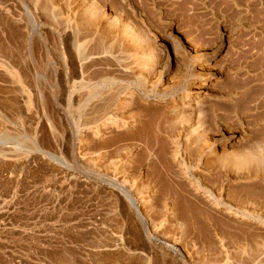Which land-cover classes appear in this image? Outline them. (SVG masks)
I'll return each instance as SVG.
<instances>
[{"label":"rangeland","instance_id":"374dc122","mask_svg":"<svg viewBox=\"0 0 264 264\" xmlns=\"http://www.w3.org/2000/svg\"><path fill=\"white\" fill-rule=\"evenodd\" d=\"M50 1L0 0V62H4L0 63V264H180L174 258L171 261L161 251V242L172 241L171 232L174 231L171 227L154 226L156 221L150 217L152 212L150 214L142 207L140 200L142 188L149 186L150 191L155 192L152 193L154 198H161V202L153 199V206L161 208L160 205L169 202L176 213L180 211L183 215L185 211V214L187 212L195 218L199 214L202 217L196 207V199H187L182 182L174 175L176 168L171 172V167L167 166L170 169L166 170L160 159H121L116 156L94 159L91 154H87L84 159L73 157L71 151L76 139H65L61 117L66 111L69 112L74 124L72 136L79 138L86 131L84 128L93 126L86 123L88 120H94L96 125L105 124L115 115L112 109L101 111L100 104H94L99 99L89 98V87L96 86V92L113 99L112 101L127 94L126 90L129 93L143 89L151 94L153 90L159 92L158 88L165 89L170 96L183 99L188 92L196 93L198 88L203 87L206 91L202 94L208 95L201 110L205 117L204 129L206 128L205 131L210 137H216L220 132L217 137H222V140L231 133L238 134V142L254 143L263 139L264 0ZM90 4L95 7L94 18H90L87 10ZM105 16L110 23L107 20L105 22ZM73 20L82 25L90 22L94 29L97 28L94 32L87 27L89 32L85 29L80 37L79 43L84 53L81 62L87 67L84 76H88L85 78L88 82L84 89H78L76 85L67 83L62 78V55L59 46L54 42L59 35L74 30ZM123 21L130 22L134 27L139 26L137 30L142 31L140 33L143 41L147 38L140 48L137 47L138 50L133 46V51L130 50L131 46L128 48L129 45L121 39L120 30L125 23ZM149 49L157 51V59L153 62L149 57L141 65L139 59ZM208 59L209 63L206 61L204 64ZM150 63H154L153 67L156 68H151L155 70L152 74L148 72L152 66ZM168 68V75L158 76L160 71ZM105 69L107 72L103 71ZM94 72L97 74H93ZM105 73L113 77L109 74L106 76ZM107 77L112 80L109 78L104 83ZM69 89L75 91L73 97L77 99L67 107L66 91ZM143 98V103L151 108L150 112H145L146 120H153L151 127L154 122L153 127L160 125V129L172 125H168L169 121L163 115L158 117L151 112L158 105V98L148 95ZM78 99L81 103L77 106ZM191 105L195 110V105ZM97 106L99 107L96 108ZM196 112L192 114L193 123L197 121ZM76 119H80L79 128ZM81 122L87 125H81ZM175 125L173 129L178 131V124ZM145 132L150 138L147 128ZM134 142L120 140L109 151L113 153L118 148L117 145L121 147ZM184 143L186 144V140H181L183 148L186 146ZM137 144L142 150L144 145L140 142ZM82 148L85 153L92 152L87 145ZM182 160H186L188 164L185 162V167L189 165L187 168L190 172L193 168L191 164L195 161L192 163L190 159ZM148 166L155 168L151 170ZM207 166L210 167L209 170ZM224 166L210 161L190 174H201L197 175L199 181L217 194L225 177L229 179L238 175L233 173L230 166ZM212 172L216 174L214 179L209 178ZM218 179L222 183L215 182ZM234 184L226 186V190H229L224 193V197L229 199L223 197L226 205L239 204L244 199L240 200L241 197H247L249 202L255 203V196L261 194L256 201L259 206H264L262 181ZM121 198L124 200L123 204L119 202ZM134 203L138 205L137 208ZM243 203L244 201L240 205ZM188 206H195L197 209L191 210ZM194 211L197 213L194 214ZM217 212L212 214H218L213 216L215 219L212 221L215 223H206V231L201 230L203 233L196 230L197 227L202 229L205 226L201 223L200 226L199 220H189L187 225L183 224L187 233H191L188 238L194 241L195 247L201 253L193 256L192 264H208L214 258L210 254L212 247L219 243L218 239L222 240L227 250L230 247V250H234L238 245L252 246L254 250L255 234L264 237V230L255 226V223L246 222L247 225L245 222H232L233 219L229 221L228 217L220 211ZM222 217L225 218L224 223L221 221L219 224ZM195 223L198 224L197 227L194 226ZM208 224L213 226L208 228ZM219 225V231L213 229ZM208 229H212V234ZM195 232L199 237L198 234L195 236ZM207 232L211 235L208 236ZM225 233L228 236L226 238ZM202 234L204 238L200 237ZM178 236H174L175 240ZM199 239L201 240L198 241ZM182 243L184 242H178L177 247L182 249ZM250 250L246 252L248 254L238 253L236 261L239 264H264V250Z\"/></svg>","mask_w":264,"mask_h":264},{"label":"bare ground","instance_id":"6f19581e","mask_svg":"<svg viewBox=\"0 0 264 264\" xmlns=\"http://www.w3.org/2000/svg\"><path fill=\"white\" fill-rule=\"evenodd\" d=\"M84 1H86V0H84ZM55 2H57V1H55ZM87 2H88V0H87ZM82 6H83V4H82ZM87 10H88L90 18H94V15L96 14V13L94 14V10H95L94 5L92 4ZM74 19H77V18H74ZM107 19H108V17L105 16V22H106ZM93 21H95V20H93ZM107 21H109V20H107ZM110 22L111 21H109V23ZM123 22H125V23L124 24L121 23L122 24V26H121L122 29L120 30V35L122 37L121 39H123L125 41V44L129 45V46L127 45L128 48H130V46H131L130 50H132V46H133V48L134 47L140 48L139 46L141 45V43L144 42L147 38L143 41V38H142L141 33H140L142 31L140 30V32H139L137 30V27H139V26L135 25L137 27H134V25H131L130 22H128V21H123ZM72 25L74 26V30L71 33L64 32V34L59 35L58 38L56 37L57 39H55L56 41L54 40V42H55V44H57V46H59L60 51H61V55H62L61 58L63 60V65H64V74H63L64 76L62 75V78L64 79L65 82H67V83L69 82L71 84L76 85V87L78 89L79 88L80 89H84L83 87H86L85 85L88 82V81L85 80V78H87L88 76L87 77L84 76L85 73H86L85 69L87 67H86V65H84L81 62L84 53H82V45H81V43H79L81 41L80 37L83 34V32L85 31V29H86V32H89L88 28L90 27V29H93V31L95 32V30L97 28L94 29L95 27H94L93 23L89 22V24L85 23L84 25H82L77 20H73ZM85 25H86V27H85ZM107 25H108V23H107ZM86 40H88V39H86ZM41 43L45 44L44 42H41ZM33 45H35V44H33ZM46 45H47V43H46ZM46 45H43V46H46ZM124 47H125V45H124ZM138 48H137V50H138ZM149 48H151V47H149ZM144 49L146 50V48H144ZM126 50H127V48H126ZM155 51L156 50H154V49H151V50L149 49L148 51H146L147 52L146 55L144 54L145 56H141L140 59H139L141 65H142V63H145V61H147V59H149V57L151 58L150 61L154 62L155 58H156ZM142 57H144V58H142ZM2 61L0 63L3 64L4 62H2ZM206 61L209 63L210 60L209 59L205 60L203 63L205 64ZM2 64H0V65H2ZM150 64L152 66H150L148 72L149 73L151 72V74H152V72H154L155 70L154 69L152 70L151 68H155V67H153L154 63H150ZM5 65H7V64H5ZM5 67H7V66H5ZM108 70L110 71V69H108ZM103 71L107 72V69H105ZM97 73H98V71H97ZM97 73L94 72L93 74H97ZM146 73L147 72H145V74ZM169 73H170V69L168 68V69H166L164 71L162 70V72L160 71V73H158V76L160 75V77L161 76L163 77V76H165V74L168 75ZM105 74L107 76L109 73L108 74L105 73ZM110 75L111 74H109V76ZM110 77H113V76L111 75ZM110 77H107L105 79L106 82H104V83H107L108 82L107 80H110V79L112 80V78H110ZM151 78H153V77L151 76ZM155 85L157 86V84H155ZM88 89H89V92H90V93L88 92L90 94L89 98H92V100H93V98L99 99V100H96L95 103H94V104H96V103L100 104V107L97 106L96 108L99 107L101 109V111H106V110L112 109L114 111L115 115L113 114L114 118L111 115V117L113 119L112 120L110 119L109 122H107L105 124H99V125H96L94 123V120H93V122H89V120L87 119L88 121L86 123H91V124H93V126L89 125V127L84 128V130H86L84 132V134H82V133L80 134L79 133L80 134L79 138H75L74 136H72V124L73 123H72V120L70 119V117L68 115L69 112L66 113L67 112L66 111L65 114H63L62 117H61V122H62V125H63V128H64L65 139L67 141L72 140L71 138L76 139V141H75L76 143H74L73 150L71 151L72 156L73 157H79L80 159H84L85 156H87V154H91V156H93L94 159L95 158L96 159H105L106 157L113 158L115 156L119 157L121 159H155V160L156 159H160V163L162 162L161 164H163V166L161 164H159V165H161L162 167L166 166V167H164V168H166V170L170 169V168L168 169L167 166L171 167L170 171L171 170H175L174 167L176 168L175 172L174 171H171V172H174L175 173L174 175L176 177H178V179H180L179 180L180 182H182V187L184 188L183 191L186 192V195L188 197L187 199L188 200L191 199V198L196 199L195 203L198 204L196 207L198 208V211H199V213H201L202 217L199 214L197 216L195 215L197 217V218H195L194 215H192V214L189 215V213L187 214V212L185 214L184 213L185 211L183 212V215H181L180 211H179V213H176V211L171 208V205L169 204V202L168 203L167 202L163 203V201H162L163 205H160V206H162L161 208L153 206L155 203L154 202L152 203V200L155 199V198L152 195V193H155V192L150 191V187L149 186L145 187V188L142 186L143 188H142V190L140 192V200H141V203H142L141 205H143L142 207H145L147 209V211L150 212V214L152 212L153 215L150 216V217L156 221V224H154V226L155 225L158 226V227L167 226V227H171V230L174 231L173 233L170 231L171 234L173 235V240L172 241L168 240L169 242H165V241L161 242V243H163L162 246H161V251L164 252L163 254H165L166 257L168 256L171 259V261L174 258V259H176V261L178 260V263H180V264H192V262H194V260H192L193 256L201 254V253L198 252V248L195 247L196 245L194 244V241H192V240H190V238H188L191 233L190 234L187 233L185 228H183L184 227L183 224L187 225V223H188L187 221H189V220L192 221V222H196V221L199 220L198 224L200 225V223H201L202 226H204V224H205L204 228L201 229V227H200L201 225H200L199 226L200 228L197 229L198 228L197 227V225H198L197 223H195L194 226L197 224L195 227H197L196 230H198V233H199V230L201 231L203 229H204V232H205L206 231L205 230L206 229V223H209V222H211L212 220L215 219V218H213L214 215H212V214H213V212H216V211H218V212L220 211V213H222V215H224L226 218L228 217L227 220L229 219V221L233 219L234 221L232 220V222H235V221L239 222V223L240 222L241 223L245 222V224H247L246 222H248V224L249 223H252V224L255 223V226L257 225V226L261 227L264 230V206L263 205H262L263 207L259 206L257 204L258 202L256 201V200L259 199L258 197L261 194L257 195L258 197L255 196V203H253L254 202L253 200H251V201H253L252 203L249 202L248 200H250V199L247 200L246 199L247 197H241L240 200H242V198H244L243 201H244L245 204L243 203V205H240L243 201H241V202L239 201L240 202L239 204H237V203L230 204L229 203L230 205H226L223 202L224 193H225V191H227L226 190L227 189L226 186H228V185L230 186L231 183L241 184L243 182H249V181H253V180H255L257 182H261L262 181L264 183V138L263 139H259L258 141H255L254 143L253 142L252 143H248L249 141L248 142H244V141L238 142L237 141V135H238L237 133H231V134L227 133L229 136L225 140H222V137L221 138L217 137L218 135H220V132H219L218 135L217 134H213L215 136L217 135L216 137H214V136L210 137V134L207 131H205L206 128L204 129V127H206V126H204V118L205 117L202 115L203 112L201 110V108H203L202 104L204 102V99H206V97L208 95L206 93L202 94V92L206 91L205 88H203V87L202 88L201 87L198 88L196 93L188 92L184 96L183 99L170 96L169 94L166 93V91H164L165 89L160 90V88H158L159 92L158 91L156 92V91L153 90V92H151V94H150V92L148 94V91L143 90V89L139 90V91H135V92H129V93L126 90L127 94H124L123 97L122 96L116 97L117 99H114V101H112L113 99L112 100L108 99L109 97H104L102 94H99L98 92H96V86H94L93 88L89 87ZM88 89L86 91H88ZM66 93H67L66 94L67 107H70L72 104H74V102H75V100L77 98L74 99L73 96H74L75 91H72L71 89L67 90ZM144 95H148L151 98L152 97L158 98V100H157L158 105H156L155 108H153V110L151 112H154L156 115H158V117H159V115H163L164 118L169 121V124L167 122L166 123L168 125L172 124L171 125L172 127L171 126H167V125L164 128H162V129H160V125H158L156 127H153L155 122L153 124H151V125H153L152 127L150 126V123L153 120H149V119L146 120L147 117H145V112H150L151 108H150L149 105L143 103V101H145L144 98H143ZM80 103H81V101H80V99H78L77 100V106ZM191 103H193L195 105L194 106V107H196L195 110L191 107V106H193V105H191ZM82 106H84V105H82ZM82 106H80V108ZM196 110H197V112H196ZM193 112L197 113V115H196L197 116V121H196V118H195L196 122H194V123L191 120V119H194V118H192ZM94 114H96V111L94 112ZM94 114L92 112V115H94ZM146 114H148V113H146ZM152 115H154V114L152 113ZM101 116H99V118ZM103 116H105V115L103 114ZM201 116H203V120H202ZM107 118H109V117H106V119ZM148 118L152 119L151 117H148ZM94 119H95V117H94ZM96 119H97V117H96ZM76 121H77V124H78L77 127L79 128L80 127V119H76ZM214 122H215V120H214ZM157 124L158 123H156V125ZM175 124H178L177 125L179 127L178 131H176V129H173L174 126L176 127ZM81 125L85 126L87 124H83L81 122ZM146 128H147V130H149L150 138L146 136V134H147L146 133L147 131L145 132ZM74 129L76 130V128H74ZM217 133H218V131H217ZM221 134H223V133H221ZM148 136H149V134H148ZM222 136H224V135H222ZM259 136H261V135H259ZM120 140H134L136 143L134 142L133 144H125V145H122L121 147L119 145H117L118 148L113 153H111L109 151V148L110 147L112 148V146L114 144H116V142H118ZM181 140H184V142L186 140V144L184 143L186 145L185 148L181 147L182 146L181 145ZM248 140H249V138H248ZM137 142H140V143H142L144 145L142 150L139 149ZM86 145L92 152H90V153L83 152L84 150H83L82 147H84V146L86 147ZM140 148H142V147H140ZM182 159H190L192 163L195 161L193 163L194 165L191 164L193 166V168H191V171H198V170H200L201 167L205 166V164L210 163V161H211V162L217 163V165H219L221 167H223L224 165H226V166H224L226 168H227V166H230V169L233 171V173L235 172L238 175L235 176L233 174L234 177L231 176L232 178L230 177L229 179H227L228 177L227 178L225 177L224 183H222V181L219 182L220 181L219 179H218V181L215 180V182H217V183L219 182V183H222V184H221L220 188L218 187V190H219L218 193L214 194V192H211V190L207 186H205V185H203L201 183V180L199 181L197 175L199 176L201 174L197 173L196 176H194V174H192V173L190 174L191 171L189 172V170L187 168L189 165L187 167H185L186 160L183 161ZM158 163H159V161H158ZM164 163H166V165H164ZM168 163L170 165H168ZM149 165H150V163H149ZM208 165L210 166V164H208ZM154 166H155V164H154ZM154 166H153V168L156 167V166L155 167ZM151 167H149V168L151 170H153V168H151ZM210 167H208V170H209ZM221 167H220V169H221ZM208 170H207V175H208ZM223 170H225V169H223ZM201 172H203V171H201ZM156 173L158 174V172H156ZM193 173H195V172H193ZM148 174H149V172H148ZM169 174H170V172H169ZM169 174H168V176H170ZM211 175L212 176H210L209 178H211V179L213 178L214 179L213 176H215L216 174L213 173ZM224 175H226V173ZM155 177L157 178L158 176H155ZM205 178H208V177H205ZM140 179L144 180V178H140ZM152 179H154V178H152ZM155 181H157V179ZM160 181H163V180H160ZM208 181H209V179H207V182ZM178 182H176V183H178ZM180 182H179V184H181ZM211 182H214V181L211 180ZM157 183H158V181H157ZM173 183H174V181H173ZM133 184L136 187L134 181H133ZM149 184H150V182H149ZM235 184H234V186H235ZM174 185L175 184H173V186ZM173 186L171 187L172 189H173ZM177 186L178 185L176 184V187ZM240 186H244V185H240ZM154 187H158L159 188V186H154ZM214 191H216V190H214ZM232 191H234V190H232ZM238 191H240V190H238ZM165 192H167V191H165ZM168 192H169V190H168ZM227 192H229V190ZM258 192H260V191H258ZM234 193H232V194H234ZM249 193L251 194V191ZM159 194H160V192H159ZM183 195H181V196L184 197ZM252 195H253V193H252ZM241 196H242V193H241ZM158 197H156V199H158ZM160 197H162V195H160ZM260 197H262V196H260ZM224 198L226 199L227 197H224ZM156 199L154 201L158 202ZM228 199H229V197L227 198V200ZM233 199H235V198H233ZM233 199H232V201H233ZM237 199H238V197H237ZM160 200H161V198H160ZM261 200H263V199H261ZM165 201H166V199H165ZM119 202L123 204L124 200L121 198V200H119ZM236 202H238V201H236ZM157 204H159V203H157ZM186 204L189 205L187 203V201H186ZM261 204H263V203L261 202ZM189 206H191V205H189ZM134 207L137 208L138 205L136 206V203H134ZM196 207L194 206L195 209H197ZM189 208H192L191 210H194L193 207H189ZM188 212H191V211L188 210ZM195 213H197V212L194 211V214ZM186 215H189V216H186ZM216 215H218V214H215L214 217H216ZM198 216H200V218ZM146 217L148 218V216H146ZM222 218H220L221 220H220L219 224H221V221L224 223V219L225 218H223V220H222ZM212 222L215 223V221H212ZM225 223H230V222H226L225 221ZM191 225H193V224H191ZM208 225L209 226H207V227L209 228V227H211L212 224L211 225L208 224ZM223 225H226V224H223ZM227 226L229 227L228 224H227ZM242 226H243V224H242ZM217 227H220V225L219 226H215L214 228L212 227V228L213 229H215V228L217 229ZM234 227H235V225H234ZM222 228H224V226H222ZM254 228H256V227H254ZM176 231H177V233L179 232V234H177ZM207 231H210V233H211L212 229L211 230L208 229ZM217 231H219V229H217ZM239 231H241V230H239ZM222 232L224 233V231H222ZM195 233H196L195 234V236H196L198 233L197 232H195ZM201 233H203V231H201ZM207 233H206L205 236H207ZM237 233H238V231H237ZM204 234H202V236L200 235V237H203ZM211 234L208 233V236L211 235ZM225 234H226L225 235V238H226L227 233H225ZM231 234L232 233H230L229 235H231ZM176 235H179V236L175 240L174 236H176ZM222 235L223 234H221V236ZM208 236H207V239H208ZM242 236H243V234H242ZM197 237H199V234H198ZM217 237L220 238L218 235H217ZM231 237H233V236H231ZM193 238H194V236H193ZM207 239L205 238L204 240H207ZM250 239H251V237H250ZM254 239H255V245H253L254 246V250H253L252 246L248 247V245H243V246H239V245L236 246L235 245L236 247L233 246V247H235L234 250H230L231 247L230 248L227 247L229 249V250H227L225 248V246L223 245L222 240L218 239L219 243L214 245V247L216 249H214V247H212L213 248V251H212L213 253L210 251L211 252L210 255L211 256L213 255L214 258L210 257L211 259H210V262L208 261V264H239L236 261V258H238V256H239L238 253L248 254L249 252L248 253H246V252L248 250H250V249H251L250 252L252 250L253 251L264 250V237L261 234L260 235L255 234V238ZM200 240L201 239H199L198 241H200ZM218 240H217V242H218ZM182 241L184 243H182L183 248L181 249V248L177 247V245H178V242H182ZM202 242L204 243L205 241L202 240ZM236 243H238V242H236ZM241 244H243V243H241ZM244 244H246V243H244ZM208 247L210 248L211 246H208ZM257 255H255V256H257ZM205 256H207V255H205Z\"/></svg>","mask_w":264,"mask_h":264}]
</instances>
